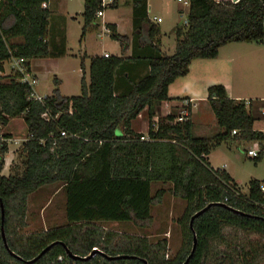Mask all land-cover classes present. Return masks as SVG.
Listing matches in <instances>:
<instances>
[{"label":"trees","instance_id":"trees-1","mask_svg":"<svg viewBox=\"0 0 264 264\" xmlns=\"http://www.w3.org/2000/svg\"><path fill=\"white\" fill-rule=\"evenodd\" d=\"M49 2L0 0V264H183L194 236L197 246L188 264H208L211 241L222 237L225 227L264 235L263 181L251 180L248 193L241 196L230 174L214 169L207 158L223 141L264 140V133L254 129L250 101L228 97L222 84L211 85L208 102L220 127L212 137L194 135L192 119L178 122L173 111L159 117L157 129L154 121L157 108L171 100L170 84L189 73L193 60L216 58L222 46L233 42L264 43V0H190L184 26L173 30L176 47L171 55L161 50V27L149 17L148 0H131L132 37L120 34L115 24L107 26L122 56H92L90 82L82 77L80 95H63L56 77L53 93L39 101L15 71L3 73L5 63L14 58H24L31 70V60L51 54ZM108 6L84 0L82 37L97 12ZM145 110L148 139L142 140L144 133L133 125ZM18 117L28 135L16 151L20 163L13 162L10 174L3 175L12 139L3 129ZM119 127L123 134L117 136ZM54 183L65 191L67 223L25 233L30 195ZM155 184L161 186L153 191ZM168 193L186 202L177 220L182 245L171 258L165 237L152 241L145 235L106 231L101 225L131 222L149 228L154 206ZM209 204L191 228L192 217ZM95 248L100 252L87 260L74 259L67 251L83 258ZM240 253L242 264H248L249 253ZM118 255L129 257L109 258Z\"/></svg>","mask_w":264,"mask_h":264},{"label":"rangeland","instance_id":"rangeland-1","mask_svg":"<svg viewBox=\"0 0 264 264\" xmlns=\"http://www.w3.org/2000/svg\"><path fill=\"white\" fill-rule=\"evenodd\" d=\"M153 4L152 12H159L163 16L164 21L160 23L161 48L166 54L171 55L176 47V35L174 27L176 25L184 26L187 16L188 7L183 3L184 13H181V19L178 20V13L175 8L167 7L161 0H151ZM173 5L174 1L171 0ZM168 4V0L164 1ZM131 1L120 0L117 7L104 8L103 16H99L86 31L82 37V29L84 26V0H51L50 9V26L49 36L51 40V54L44 58L31 60L38 78L34 90L39 96L45 97L51 95L55 89V78L61 80L60 90L67 96H77L81 94V79L85 75L86 83L90 82V58L100 53L108 52L111 55L122 56V48L118 40L112 38L111 33L106 31L108 24H117L119 31L129 37H132V7ZM155 5L163 6L160 9L154 8ZM180 15V14H179ZM177 22V24H176ZM15 41H20L15 39ZM256 44V43H253ZM258 45V44H257ZM256 47V45H254ZM248 54V53H245ZM242 61H245L242 59ZM246 66L243 82L246 89L242 94H248L249 85L253 79L255 84H264V64L259 59L255 60L256 64H250L245 61ZM84 68H83V65ZM200 65L195 62L191 77L197 81L201 78V83L206 80H225L223 70L216 65L205 67L201 75ZM212 69L213 74H206L205 71ZM214 69V70H213ZM257 71V80H254V72ZM14 73L11 62L5 63L4 75L8 76ZM6 80V79H5ZM176 81V82H175ZM169 87L168 95L180 94L183 88L190 83L193 91L202 96L206 93L207 87L195 85V82H186L183 79L175 80ZM187 84V85H186ZM205 85V84H204ZM205 89V90H204ZM199 111L193 115L192 122L194 125L193 134L197 136L206 135L214 136L220 131L214 112L212 111L208 101L197 102ZM172 109V108H171ZM197 109H194L195 111ZM171 111V110H170ZM193 114V113H192ZM147 119H144L146 122ZM135 125L139 126L140 121L135 120ZM4 131H10L15 137L12 146H21L19 142L26 139L28 132L22 117L12 119L9 124L4 127ZM116 135L120 136V129L116 131ZM17 141V145L16 144ZM264 143V141H263ZM255 149L262 151V146L256 140H238L232 142H223L214 147L212 150L214 155V163L226 161L230 168L235 172L236 178L240 181L242 193H248V181L251 177L264 178V150L263 158L259 162L256 159L247 157V150ZM229 151L230 158L226 159L225 153ZM15 161L20 163L17 157ZM9 175L10 170L3 173ZM242 185V186H241ZM161 184H155V191ZM66 196L60 183L46 185L32 193L29 197L27 226L24 228L25 233H32L43 229L65 225L67 223L66 213ZM186 208V202L172 194H166L163 202L154 206V221L149 228H141L135 226L131 222H103L102 227L106 231H114L119 234L145 235L152 241L159 238H167L169 241L167 257H173L180 249L183 241L182 229L178 223V219L182 217ZM237 246V247H236ZM249 253L248 264H264V235L248 232L234 227H225L222 237L211 241V250L209 254L208 264H242L243 255L240 253ZM222 254V256H220Z\"/></svg>","mask_w":264,"mask_h":264},{"label":"crops","instance_id":"crops-1","mask_svg":"<svg viewBox=\"0 0 264 264\" xmlns=\"http://www.w3.org/2000/svg\"><path fill=\"white\" fill-rule=\"evenodd\" d=\"M127 1H129V0H126V2ZM161 1L167 5V7L165 8L166 11H168L169 8H171V7L175 8L176 12L178 13V20L181 19L180 16L182 15L181 13H184L183 12L184 9H183V7H181L183 5L179 4L180 2L178 3L176 0H173L174 4L172 5L171 0H168V4L164 2L166 0H161ZM50 2H51V0H50ZM50 2H49V6H48L49 9H50ZM131 7H132V5H131ZM161 7L163 9V6H161V5H155L154 6V8H157V9H160ZM187 9L189 11V7ZM152 11H153L152 1L148 0L149 17L151 19H153V17H160L162 19V22L164 21L163 16H161V14H159V12H152ZM162 22H160V23H162ZM160 23H159V25H160ZM176 24H177V22H176ZM115 25L117 27V31L120 34H122L119 31L118 25L117 24H115ZM176 26H178V25H176ZM161 31H162V28H161ZM123 35H125V34H123ZM19 40H21V39H19ZM17 42H20V41H17ZM254 45H256V47ZM161 50H162V48H161ZM104 53H106V52H104ZM104 53H100L97 55H103ZM163 53L166 54L165 51H163ZM245 53H248V54H245ZM130 54H131V48L127 51V55L129 56ZM242 59L250 62V64H256L255 60L259 59L261 61V63L264 64V43L257 45V44H253V43L233 42V43H229V44L222 46L219 50V55L216 58H213V59L200 58V59L193 60L190 64L189 73L186 76L180 77L179 79L186 80L187 84H188V82H192V83L195 82L196 86L197 85H200V86L203 85L202 87H205V88L207 87L206 93L203 94L202 96H199L198 94H196L193 91V87L190 83L188 85L186 84L187 85L186 88H183V90L180 94H176L173 96L170 95L169 97L171 100L162 102V104L157 108L155 120L159 119V117H161V116H165V115L169 114L170 110H172L171 108H173L178 103V100H176L178 98H189L197 104L196 107L198 108V105L200 106V104H198L197 102L208 101V88L214 84H222L225 86V88L227 90L228 97L235 99V100L250 101L251 110H252L253 115L255 116L254 129L264 133V84L263 85H260V84L252 85V83H254V81L252 79V81L249 85V89H247L249 91L248 94H242V93H244V90L246 89V87L244 86V83H246V82H243V76L245 74V69L243 67L246 66V62L242 61ZM195 62H197L200 65L199 68L202 67V69L200 70L201 75L203 74V71H204L203 66L209 67V65H216V67H220V69L223 70V76H224L225 80H213V81H209V82H207L208 80H206V83L205 82L201 83L200 81H202V80L200 78L197 81L195 78L191 77L193 66H194ZM31 70L33 71V73H35V75L38 78L37 72L35 71L33 64H31ZM205 72L207 75L214 73L212 71V69H208ZM254 74H255L254 80L256 81L257 80L256 79L257 78V76H256L257 71H255ZM168 93H169V89H168ZM63 95H65V94H63ZM65 96H67V95H65ZM197 108H195V109H197ZM198 111H199V109H197L196 111L195 110L193 111L191 119H192L193 115L196 114ZM145 118L147 119L146 110L143 111L139 115V117L137 118L140 121L139 126L135 125V123L133 125V127L136 131H139V132L144 133V134H146L148 132V120L146 122H144ZM194 125L195 124H193V129H194ZM118 129H120V134L122 135L123 134L122 128L119 127ZM5 132L13 134L10 131H5ZM201 136H206V135H201ZM11 140H15V137H12ZM23 140L24 139H22L21 141H23ZM238 140H240V139H233L231 141H223V142H226V143L232 142V141L235 142ZM241 140H245V139H241ZM256 141H259L261 146H262V151L258 152L259 153L258 157H260V159L262 160L263 150H264V143H263L264 140H256ZM223 142H221L219 144L220 147L222 146ZM12 143H15V142L9 143V151L5 155V164H4V167L2 170V174L7 170H10V172H11V166H12L13 162H16L15 161L16 154H17L16 151L19 149V146L17 145L18 144L17 141L15 144L17 146H15V147L12 146ZM20 143L21 142H19V144ZM249 150H252V148H249ZM249 150H247V157L256 159V162L259 161V160H257V158L251 157L248 155ZM253 150H255V149H253ZM213 152L214 151L211 150V152L207 156L211 166L214 169H222V170L227 171L230 174V176L236 181V183L240 186V183H239L240 181L236 178L235 172L230 168V165L226 161L214 163ZM225 156H226V159L230 158L229 151H227V153H225ZM254 179L264 181V178L251 177L250 180L248 181V185H249V182L251 180H254ZM241 191H242V188H241ZM116 223H120V222H116Z\"/></svg>","mask_w":264,"mask_h":264},{"label":"built area","instance_id":"built-area-1","mask_svg":"<svg viewBox=\"0 0 264 264\" xmlns=\"http://www.w3.org/2000/svg\"><path fill=\"white\" fill-rule=\"evenodd\" d=\"M179 2L183 3L184 5L190 6V0H178ZM114 2V0H101L102 6L106 7L108 5H111ZM104 11L100 10L97 12V16H103ZM154 22L156 23H160L162 22V19L160 17H153L152 19ZM106 31L111 33L110 28L106 27ZM105 57H109V53H104L103 54ZM13 70L15 71V73L17 74L18 80L21 83H26L28 84L33 92H32V98L37 99L39 101H43V99L46 97H42L39 96L38 94H36L34 87L35 84L37 82V76L35 75V73H33L32 70H29L27 68V66L25 65V59L24 58H14L11 61ZM197 106V104L192 101L189 98H183L182 100H178V103L172 108V110L169 112L171 113L172 111L176 114V121L178 122H185L187 120H189L192 116V113L195 109V107ZM155 121V127L157 129V123H158V119H154ZM236 131H233V134H235ZM142 140H146L148 139L147 137V133L144 134L143 137H141ZM26 140V139H24ZM23 140V141H24ZM8 141H11V139H8ZM20 141V142H23ZM248 155L251 157H255L257 158L259 156L258 151L256 150H249L248 151ZM260 191L262 193V195L264 196V181L261 183L260 185ZM239 192L236 193V196H238ZM243 195L242 191H241V196ZM225 200H227V198H225ZM262 206L264 207V203H262ZM61 259V258H60Z\"/></svg>","mask_w":264,"mask_h":264},{"label":"water","instance_id":"water-1","mask_svg":"<svg viewBox=\"0 0 264 264\" xmlns=\"http://www.w3.org/2000/svg\"><path fill=\"white\" fill-rule=\"evenodd\" d=\"M221 204V203H220ZM2 205V210H3V222H4V219H5V216H4V207H3V204ZM211 206V204H209L207 207H205L204 209L200 210L199 212H197L191 219V222H190V227L192 228L193 227V221L196 217L200 216L201 214H203L209 207ZM230 209L234 210L235 212L237 213H240L242 215H248L247 213L243 212V211H239V210H236L234 208H231L229 207ZM2 235H3V239H4V243L6 245V247H8V243H7V238H6V235H5V231L4 229L2 230ZM57 242L55 243H52L50 244L48 247H46L37 257H35L34 259L30 260L29 263H33L35 261H37L38 259H40L49 249L52 248V246H54ZM196 246H197V238L196 236H194V243H193V247H192V250H191V253L190 255L188 256V258L186 259V261L183 263V264H188V262L190 261V259L192 258L195 250H196ZM68 251V254L70 257L74 258V259H91L92 257H94L98 252H100L97 248H95L88 256L86 257H79V256H76L74 255L72 252H70L69 250ZM13 255L17 256L15 253L12 252ZM129 256L127 255H118V256H109L110 259H121V258H127ZM145 264H148L147 261H144Z\"/></svg>","mask_w":264,"mask_h":264}]
</instances>
